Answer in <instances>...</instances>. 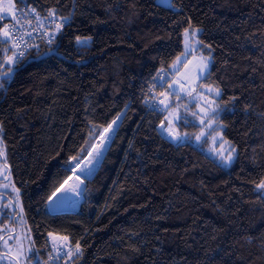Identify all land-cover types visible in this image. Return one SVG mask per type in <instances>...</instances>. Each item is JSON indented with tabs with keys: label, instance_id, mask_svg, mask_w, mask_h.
I'll return each instance as SVG.
<instances>
[{
	"label": "trees",
	"instance_id": "16d2710c",
	"mask_svg": "<svg viewBox=\"0 0 264 264\" xmlns=\"http://www.w3.org/2000/svg\"><path fill=\"white\" fill-rule=\"evenodd\" d=\"M24 1L67 18L50 47L13 67L0 39V68L11 69L0 76V131L32 238L28 259L46 260L51 237L57 245L66 236L80 248L71 264H264V0ZM196 29L212 56L201 86L220 91L217 120L236 150L228 168L190 133L170 141L167 113L146 109L177 77L184 35ZM117 116L78 209L51 213L52 193ZM11 222L0 211V229Z\"/></svg>",
	"mask_w": 264,
	"mask_h": 264
},
{
	"label": "rangeland",
	"instance_id": "374dc122",
	"mask_svg": "<svg viewBox=\"0 0 264 264\" xmlns=\"http://www.w3.org/2000/svg\"><path fill=\"white\" fill-rule=\"evenodd\" d=\"M158 4L174 7L173 0H158ZM16 14L15 0H0V16L4 17L3 20H0V26L7 25L9 21L14 20ZM3 30V27H0V32ZM187 33V36L184 35L185 52L172 67V71L177 77L168 84L164 93L167 99V107L164 109V112L167 113L166 135L174 142L184 141L188 133L194 135L195 138L192 142L195 146L200 147L211 158L228 168L235 161L236 150L225 139L223 126L217 120L219 115L218 99L221 93L219 91L220 94L217 95L215 88L201 86V81L210 71L212 56L203 52L199 47L198 36L200 30L196 29L193 33L190 31ZM0 39L6 41L2 35H0ZM7 51L11 52L10 45ZM209 57L208 68L199 73L204 60ZM8 58L6 56L5 64L13 67L16 62L9 64L7 63ZM4 68H0V76L5 75L2 72ZM209 88H212L213 91H209ZM189 93L191 94L189 95ZM202 120L203 123H201ZM189 122H194L200 126V131L197 133L194 131L186 132V125ZM116 125H113L114 131ZM170 131L171 135L169 134ZM113 132L109 134L108 142L104 145L100 157L97 158L91 169L83 172L78 171L77 168L74 169L73 173L79 175L82 183L79 184L77 189L78 194L68 191L71 210H77L84 200L85 181L91 179L95 170L99 167ZM100 137L94 146L99 145ZM197 137H200V139H197ZM229 156H231L230 161L228 160ZM90 159L91 157L87 156L79 166L81 168L85 167ZM73 173L66 184L68 187L76 182ZM2 210L8 213L12 222L0 229V264H17V259H14V257H18L19 264H35L28 259L32 252V238L24 218L20 192L15 186L7 166L6 152L0 131V211ZM57 240V237H51L54 246H56Z\"/></svg>",
	"mask_w": 264,
	"mask_h": 264
},
{
	"label": "built area",
	"instance_id": "2783aa9c",
	"mask_svg": "<svg viewBox=\"0 0 264 264\" xmlns=\"http://www.w3.org/2000/svg\"><path fill=\"white\" fill-rule=\"evenodd\" d=\"M17 19H19V23H17ZM57 24L61 25L59 31L56 29ZM66 24L64 19L55 16H44L38 13L36 9L22 0L17 9L15 19L7 23L8 29H11L13 26L16 27V31L11 33L12 40H6L11 47V57L15 55L16 61H21L31 51L36 50V52H39L41 44L50 47L63 31ZM50 36L54 37L52 43L48 42ZM17 40H19L18 46L13 47V41ZM21 51L24 52L23 57L19 56ZM175 78V75L171 77L172 80H175ZM160 101H163V103H160ZM166 104V96L163 93H159L146 104L147 113L162 112ZM65 243L67 246L62 247ZM76 253V246L72 245L68 240L67 242L62 240L53 247L47 259L41 261L39 264H71Z\"/></svg>",
	"mask_w": 264,
	"mask_h": 264
},
{
	"label": "snow or ice",
	"instance_id": "6c2138e0",
	"mask_svg": "<svg viewBox=\"0 0 264 264\" xmlns=\"http://www.w3.org/2000/svg\"><path fill=\"white\" fill-rule=\"evenodd\" d=\"M33 12H34V10H33ZM49 16H53V17H54V16H55V11H51V12H49ZM3 18H4L3 16H0V20H3ZM64 19L67 20V18H64ZM17 23H19V19H17ZM0 27H3V29H4L2 32H0V35H2L3 38H4L5 40H12L11 33H14V32L16 31V27L13 26L11 29H8V28H7V25H3V26H0ZM60 27H61L60 24H57V25H56V29H57V31H59ZM187 35H188V33H187V31H186V36H187ZM53 39H54V37H53V36H50L48 42H49V43H52ZM18 43H19V40H17V41H13V47H17V46H18ZM77 43H81V41H80L79 38H77ZM23 55H24V52L21 51V52L19 53V56L23 57ZM178 59H179V58H178ZM209 59H210V57H209V58H206V59L204 60V62H203V64H202L201 68L199 69V73H202L205 69L208 68V60H209ZM15 61H16V57H15V55H14L13 57H9V58H8L7 63L11 64V63H14ZM9 72H11V69H8V71L5 72L4 74H5V75H8ZM182 86H183V85H182ZM2 87H3V84L0 83V88H2ZM209 91H213V89H212V88H209ZM215 91H216V94H217V95L220 94L218 89H215ZM190 94H191V93H189V95H190ZM160 103H163V101H160ZM166 107H167V105H166ZM194 115H195V114H194ZM119 119H120V117L117 116L116 119H114V120L111 122V124H109L107 127L104 128L103 133L101 134V137H100V143H99V145H98V146H94V148L92 149V151H89V152H88V156L91 157V159L89 160L88 164H87L85 167H83V168H81V167L79 166V163L76 164V168H77L78 171L83 172V171H86V170H88V169H91L92 165L96 162L97 158L100 157V155H101V150L104 148V145L108 142L109 134L112 133V132L114 131V129H113V125H116V124H117V121H118ZM201 123H203V120L201 121ZM170 125H171V122H170ZM169 134L171 135V131H170ZM197 139H200V137H197ZM82 151H83V150H82ZM72 160H73V161H79V157L74 156V157H72ZM228 160H229V161L231 160V156L228 157ZM73 175H75V181H76V182H75L74 184H72V185H69V187L64 188V184H67V183H68V181L65 180V181L60 185V187L57 188V189L52 193V196L49 198V201H50V202H51V200H52L53 198H55V197L57 196V194L61 191V189H63L64 192L72 191V192L78 194L77 189L79 188V184L82 183V181L80 180L79 175H76L75 172L73 173ZM257 187L260 188V189H264V183H261V184L258 185ZM63 240H64L65 242H67L68 237H66V236L63 237ZM63 246H67L66 243H65V245H62V247H63ZM76 248H77V251L80 250V248H79V243H77ZM14 259H17V264H19L18 257H14Z\"/></svg>",
	"mask_w": 264,
	"mask_h": 264
},
{
	"label": "water",
	"instance_id": "95a60500",
	"mask_svg": "<svg viewBox=\"0 0 264 264\" xmlns=\"http://www.w3.org/2000/svg\"><path fill=\"white\" fill-rule=\"evenodd\" d=\"M56 52V51H55ZM170 141L175 143L172 139L168 138ZM68 186L64 184V188H67ZM49 211L51 213H58V214H65L72 212L70 207V199H69V193L64 192L63 189L57 194L55 198L49 201Z\"/></svg>",
	"mask_w": 264,
	"mask_h": 264
},
{
	"label": "crops",
	"instance_id": "0c3cea01",
	"mask_svg": "<svg viewBox=\"0 0 264 264\" xmlns=\"http://www.w3.org/2000/svg\"><path fill=\"white\" fill-rule=\"evenodd\" d=\"M168 137V136H167ZM168 138H170V137H168ZM171 139V138H170ZM59 240V239H58ZM58 240H57V242H58Z\"/></svg>",
	"mask_w": 264,
	"mask_h": 264
},
{
	"label": "bare ground",
	"instance_id": "6f19581e",
	"mask_svg": "<svg viewBox=\"0 0 264 264\" xmlns=\"http://www.w3.org/2000/svg\"><path fill=\"white\" fill-rule=\"evenodd\" d=\"M71 183H73V182H71Z\"/></svg>",
	"mask_w": 264,
	"mask_h": 264
}]
</instances>
